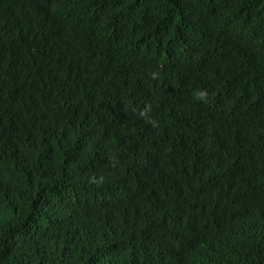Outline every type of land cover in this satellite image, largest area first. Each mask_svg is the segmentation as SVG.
I'll list each match as a JSON object with an SVG mask.
<instances>
[{
    "label": "trees",
    "instance_id": "16d2710c",
    "mask_svg": "<svg viewBox=\"0 0 264 264\" xmlns=\"http://www.w3.org/2000/svg\"><path fill=\"white\" fill-rule=\"evenodd\" d=\"M0 264H264V0H0Z\"/></svg>",
    "mask_w": 264,
    "mask_h": 264
},
{
    "label": "clouds",
    "instance_id": "9594fccd",
    "mask_svg": "<svg viewBox=\"0 0 264 264\" xmlns=\"http://www.w3.org/2000/svg\"><path fill=\"white\" fill-rule=\"evenodd\" d=\"M195 99L197 101H206L207 99V91L206 90H199L195 92Z\"/></svg>",
    "mask_w": 264,
    "mask_h": 264
},
{
    "label": "bare ground",
    "instance_id": "6f19581e",
    "mask_svg": "<svg viewBox=\"0 0 264 264\" xmlns=\"http://www.w3.org/2000/svg\"><path fill=\"white\" fill-rule=\"evenodd\" d=\"M224 195V194H223ZM255 218V217H254ZM224 245V244H223ZM236 262V261H235Z\"/></svg>",
    "mask_w": 264,
    "mask_h": 264
}]
</instances>
